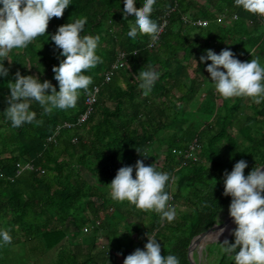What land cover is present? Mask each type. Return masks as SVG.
I'll return each instance as SVG.
<instances>
[{
	"label": "trees",
	"instance_id": "16d2710c",
	"mask_svg": "<svg viewBox=\"0 0 264 264\" xmlns=\"http://www.w3.org/2000/svg\"><path fill=\"white\" fill-rule=\"evenodd\" d=\"M257 3L0 0V264H189L264 164ZM254 196L205 264H264V173Z\"/></svg>",
	"mask_w": 264,
	"mask_h": 264
},
{
	"label": "water",
	"instance_id": "95a60500",
	"mask_svg": "<svg viewBox=\"0 0 264 264\" xmlns=\"http://www.w3.org/2000/svg\"><path fill=\"white\" fill-rule=\"evenodd\" d=\"M263 173H264V164H262L255 170L251 180L247 183V185L243 189V195L241 196L239 201L235 204L234 210L232 213H230L228 218H226L225 220L221 222H215L211 227L200 232L199 234H197L196 236L192 238L189 244V247H188L189 264H199V262L195 259L194 254H193L194 249L198 243H201L202 246H205L207 242L214 241V240H224L230 237V235L232 234L234 230V225H235V222L238 216L242 213H246L251 207V204L253 203V200L255 197L254 195H255L257 180ZM249 191H250L251 197L247 196ZM229 223H232V226H231L230 231L226 235L217 236L215 238H207V236L210 233H212L213 231L217 229L224 228Z\"/></svg>",
	"mask_w": 264,
	"mask_h": 264
},
{
	"label": "built area",
	"instance_id": "2783aa9c",
	"mask_svg": "<svg viewBox=\"0 0 264 264\" xmlns=\"http://www.w3.org/2000/svg\"><path fill=\"white\" fill-rule=\"evenodd\" d=\"M246 6L249 10L257 11V12H259V14L264 13V0H258V3H257V5H255V7L253 5H249V4ZM237 17H238L237 13H234L230 16L226 15L225 13H219L218 20L223 21V22H229L230 20H234ZM208 21L209 20L205 19V18H198L195 20V23L197 25H200V26H205V25H207ZM165 24H166V20L164 19L162 24L159 27V30H163ZM125 53L126 52L124 50H119L117 52L116 59L111 64L110 68L104 72V80H109L114 69H116L117 67L122 66L124 64L123 58L125 56ZM99 91H100L99 85L93 86L92 90L87 94L86 99H85L86 109L79 115V118L76 120V122L65 120V122H63L58 127H56L55 133H58L61 130V128H63V127L72 128L76 124H80V123L84 122L87 119V117L94 110V104L98 100ZM24 167H31L32 168V166H30L28 163L25 164ZM84 229L87 230L86 227Z\"/></svg>",
	"mask_w": 264,
	"mask_h": 264
},
{
	"label": "rangeland",
	"instance_id": "374dc122",
	"mask_svg": "<svg viewBox=\"0 0 264 264\" xmlns=\"http://www.w3.org/2000/svg\"><path fill=\"white\" fill-rule=\"evenodd\" d=\"M200 1L202 2L204 0H200ZM39 17H41V15H38V18ZM220 22H222V21H220ZM251 72H252V67L250 64H247L245 66L244 71H243V76H242L243 80H246V79H247V81L251 80V76H252ZM204 91H205V89L202 90L201 95H203ZM98 98H99V96H98ZM199 99H201V97H199ZM162 160H163V156L159 157V159L157 160V163L162 164ZM223 209H224V212H222L219 215L218 222L225 220L230 215V213L227 212L229 209L227 206H225ZM178 210L179 209H175L174 212H177ZM227 227H228V224L224 228L217 229V231L226 230ZM102 240H105V239L103 238ZM203 249H204V246H202L201 243H198L194 249V252L196 253L195 259L199 262V264H205V262H206V258L204 257V254L202 253ZM5 262H6V264H19L21 262V259H20V257L17 256V254H15L13 257H9L8 259H6Z\"/></svg>",
	"mask_w": 264,
	"mask_h": 264
},
{
	"label": "bare ground",
	"instance_id": "6f19581e",
	"mask_svg": "<svg viewBox=\"0 0 264 264\" xmlns=\"http://www.w3.org/2000/svg\"><path fill=\"white\" fill-rule=\"evenodd\" d=\"M247 196H248V197H251V196H250V191H249V193H248ZM231 226H232V223H229V224H228V229H227V230H219V231L215 230V231H213L212 233H210V234L207 236V238H215V237H217V236L226 235V234L230 231ZM199 253H200V252H199ZM202 260H203V259H202Z\"/></svg>",
	"mask_w": 264,
	"mask_h": 264
}]
</instances>
